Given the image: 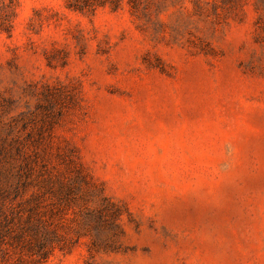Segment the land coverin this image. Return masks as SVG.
<instances>
[{
  "label": "rangeland",
  "instance_id": "1",
  "mask_svg": "<svg viewBox=\"0 0 264 264\" xmlns=\"http://www.w3.org/2000/svg\"><path fill=\"white\" fill-rule=\"evenodd\" d=\"M0 0V264H264V0Z\"/></svg>",
  "mask_w": 264,
  "mask_h": 264
},
{
  "label": "trees",
  "instance_id": "2",
  "mask_svg": "<svg viewBox=\"0 0 264 264\" xmlns=\"http://www.w3.org/2000/svg\"><path fill=\"white\" fill-rule=\"evenodd\" d=\"M138 0H130L132 8L135 7ZM110 5L113 10L119 6V0H67V8L74 11H93L97 7H103Z\"/></svg>",
  "mask_w": 264,
  "mask_h": 264
}]
</instances>
